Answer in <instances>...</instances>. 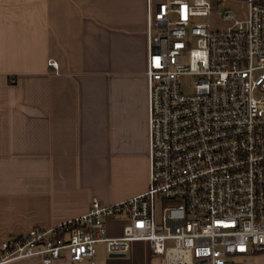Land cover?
Masks as SVG:
<instances>
[{"label": "built area", "instance_id": "2783aa9c", "mask_svg": "<svg viewBox=\"0 0 264 264\" xmlns=\"http://www.w3.org/2000/svg\"><path fill=\"white\" fill-rule=\"evenodd\" d=\"M241 1L245 20L209 0L149 5V189L1 241L0 264L90 262L99 244L120 257L136 242L163 264H243L264 252V0ZM212 17L226 27L213 30ZM118 220L122 236L108 237Z\"/></svg>", "mask_w": 264, "mask_h": 264}, {"label": "crops", "instance_id": "0c3cea01", "mask_svg": "<svg viewBox=\"0 0 264 264\" xmlns=\"http://www.w3.org/2000/svg\"><path fill=\"white\" fill-rule=\"evenodd\" d=\"M162 1L0 0V242L147 192V16ZM124 225L107 221L108 237ZM93 258L75 264H163L141 242Z\"/></svg>", "mask_w": 264, "mask_h": 264}, {"label": "rangeland", "instance_id": "374dc122", "mask_svg": "<svg viewBox=\"0 0 264 264\" xmlns=\"http://www.w3.org/2000/svg\"><path fill=\"white\" fill-rule=\"evenodd\" d=\"M214 10H219L221 12L225 10H232L238 17L239 20H245L247 18V4L241 0H209ZM202 21H208L207 18H203ZM209 22L213 30L223 29L226 24L220 20V18L212 17ZM192 78L190 76L184 77L182 79V91L186 94L192 93L191 91ZM162 205L158 202L156 204L157 218L159 219L162 213Z\"/></svg>", "mask_w": 264, "mask_h": 264}, {"label": "water", "instance_id": "95a60500", "mask_svg": "<svg viewBox=\"0 0 264 264\" xmlns=\"http://www.w3.org/2000/svg\"><path fill=\"white\" fill-rule=\"evenodd\" d=\"M125 255H120V257H124ZM120 257H113V258H120Z\"/></svg>", "mask_w": 264, "mask_h": 264}, {"label": "trees", "instance_id": "16d2710c", "mask_svg": "<svg viewBox=\"0 0 264 264\" xmlns=\"http://www.w3.org/2000/svg\"><path fill=\"white\" fill-rule=\"evenodd\" d=\"M259 253V252H258Z\"/></svg>", "mask_w": 264, "mask_h": 264}]
</instances>
